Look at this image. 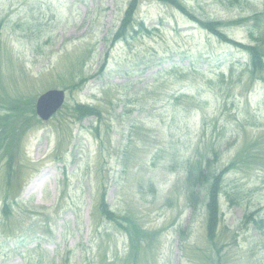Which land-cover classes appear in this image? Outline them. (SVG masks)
<instances>
[{
	"label": "rangeland",
	"instance_id": "obj_1",
	"mask_svg": "<svg viewBox=\"0 0 264 264\" xmlns=\"http://www.w3.org/2000/svg\"><path fill=\"white\" fill-rule=\"evenodd\" d=\"M128 1L0 0V97L34 106L66 88L49 120L32 116L8 192L0 163V210L6 192L16 197L11 218L0 214V264H264V80L249 79L240 47L157 0L135 14L150 32L110 44ZM181 1L199 18L236 21L227 36L264 50V0ZM77 104L100 116L75 120ZM209 158L228 167L214 246L185 180L188 164ZM103 191L143 231L134 259L128 234L97 208ZM253 211L262 224L243 222Z\"/></svg>",
	"mask_w": 264,
	"mask_h": 264
},
{
	"label": "trees",
	"instance_id": "obj_2",
	"mask_svg": "<svg viewBox=\"0 0 264 264\" xmlns=\"http://www.w3.org/2000/svg\"><path fill=\"white\" fill-rule=\"evenodd\" d=\"M157 1L178 10L190 21L197 23L200 28L212 34L219 41L240 47L241 50L249 56V63L245 67L249 79L262 78L264 80V50L254 45H242L237 43L229 38L222 30V28L227 25H235L237 23L236 21L205 20L199 18L195 16L181 0ZM140 2L141 0L128 1L123 17L110 40V44H114L117 41H126L129 38H132L133 36H131L132 34H129V32L132 31L133 34H137L139 32L137 28L145 32L151 31V28L145 27L144 21L135 17ZM84 82L85 79L80 78L77 84L72 82V85H70L68 89L72 91L73 88H81L84 85ZM33 115L34 106L31 100L22 97H0V163H2L5 168V189L8 188L7 192L12 188L15 174H17L16 163L19 156L16 157L15 152L19 153V145L22 135L30 127ZM72 116L78 121L88 116H96L98 118L100 116V110L95 105L77 104L73 109ZM237 155L238 160L246 162L244 165H247L248 162L254 161V159H252L254 155H250L246 147L241 148L237 152ZM211 161L210 158L206 162L192 161V163L186 166L185 180L190 189L189 201L192 208L196 207L198 201H204L206 209V216L203 221L205 226V238L209 244L214 246L215 239L218 235V226L221 220L219 195L222 191L223 174L228 167L217 171L216 168L211 165ZM258 163L263 164L264 166V160L263 162L261 160ZM7 192L2 199L0 214L4 220L8 221L13 214L12 205L15 204L16 197L13 194L9 197ZM104 194L105 191L102 192L100 199L98 200L97 208L103 218L111 222L113 221L115 224L122 227L128 234L130 244L128 245L127 255L134 259L136 256L134 248L136 244L141 241L140 238L142 237L141 235L143 234V231L142 229L140 230L131 219H123L126 224L120 221L121 218L116 216L106 203ZM224 194L231 205L237 204L238 195L234 193L226 194V192ZM256 215L257 212L255 211L245 212L243 214V222L262 224V219L256 218ZM6 224L7 222H3V225ZM187 232L188 229L186 228L184 235Z\"/></svg>",
	"mask_w": 264,
	"mask_h": 264
},
{
	"label": "water",
	"instance_id": "obj_3",
	"mask_svg": "<svg viewBox=\"0 0 264 264\" xmlns=\"http://www.w3.org/2000/svg\"><path fill=\"white\" fill-rule=\"evenodd\" d=\"M65 92L62 89H49L39 95L35 102V113L46 121L57 112L64 102Z\"/></svg>",
	"mask_w": 264,
	"mask_h": 264
},
{
	"label": "bare ground",
	"instance_id": "obj_4",
	"mask_svg": "<svg viewBox=\"0 0 264 264\" xmlns=\"http://www.w3.org/2000/svg\"><path fill=\"white\" fill-rule=\"evenodd\" d=\"M202 19H205V20H209L208 18L206 19V18H202ZM210 20H213V19H210ZM241 49V48H240ZM36 184H37V182H32L29 186H28V188H27V191H32L33 189H34V187L36 186Z\"/></svg>",
	"mask_w": 264,
	"mask_h": 264
}]
</instances>
